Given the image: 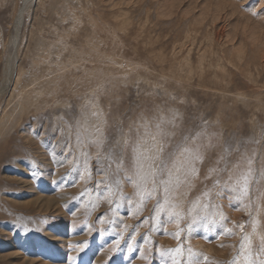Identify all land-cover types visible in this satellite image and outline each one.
Masks as SVG:
<instances>
[{
  "label": "rangeland",
  "instance_id": "374dc122",
  "mask_svg": "<svg viewBox=\"0 0 264 264\" xmlns=\"http://www.w3.org/2000/svg\"><path fill=\"white\" fill-rule=\"evenodd\" d=\"M209 140L198 177L169 201L176 219L125 178L137 144L145 173L162 143L183 178L177 146ZM229 146L230 170L252 160L239 205L216 198L228 172L205 179ZM206 188L200 205H214L216 222L190 227ZM246 234L254 254L264 236V0H0V264H257L241 248Z\"/></svg>",
  "mask_w": 264,
  "mask_h": 264
},
{
  "label": "snow or ice",
  "instance_id": "6c2138e0",
  "mask_svg": "<svg viewBox=\"0 0 264 264\" xmlns=\"http://www.w3.org/2000/svg\"><path fill=\"white\" fill-rule=\"evenodd\" d=\"M157 129H159V125L156 126ZM162 134V130L158 131L157 135ZM203 135V133H197L196 137L193 139H199V137ZM80 138V133H78V140ZM153 141H156V137H152ZM189 138L185 137V140L187 141ZM97 143V146L102 145L101 142H95ZM127 141H125V145L127 147ZM154 148L156 155L155 157H145V159L152 160L153 163H150L148 165L149 172H144V163L141 160V154L139 151V145H135L132 148L133 151V176L135 179H133V176H126L125 178L128 180L129 183H132L134 187L137 189V196L141 200V202L147 201V199H150L153 197V195L157 196V203L153 209V211H159L162 215H166L169 220H173L179 217L180 213L176 211V208L179 207L176 203H169L170 199L174 201L175 199V193L179 192L180 187L185 184L189 183L190 185V179H195L199 175V168L197 167V164H201L204 161V153L202 151V148H212L214 145L211 144V141L209 140V143L207 145H200L195 144L194 146H188V145H178L177 148L181 155L184 156V160L182 161L180 167L183 170V178H181L179 175L174 176L173 174V168L175 167V157L176 152H172L169 154V160L172 162V166L170 167L169 163L163 159H161V156L164 152V145L160 143L158 146L156 143H154ZM114 155V154H113ZM230 155V146L225 148V151L223 154L220 155V157L217 159V164L219 165L221 161H224L225 167L224 168H211L209 169V173L207 176H205V179L211 178L214 174L228 172V178L224 181V183H221L220 179H216L213 184V189L219 188V191L216 192V198L221 197L224 195L225 192H227L230 196V198L237 204L241 201H243L245 198L249 195V184L251 182L252 177V169L251 164L252 160H247L248 168L246 171L241 170L239 172L235 171V169L239 168V164L234 165L233 169L228 168L227 164V156ZM111 159V156L109 157ZM119 163L117 165L118 172L121 170L122 165V154L120 157L117 158ZM159 161V164L155 165V168H153V164L155 161ZM149 176L152 177L151 183L153 185V188L151 191H143L142 185L148 182ZM115 184L117 187H119L120 180H115ZM202 198H212V189H207L203 191L200 195V197H197V199L192 203V207L189 209L190 211L200 213L203 211V215H198L196 217V220L193 221V224L190 225V227L194 226L195 222L198 220H205L210 221L212 223L216 222V217L211 216L207 213V209L211 206V204H203L200 205V200ZM161 200H163V203H161ZM129 203H132L131 199H129ZM219 220L226 223L225 217L221 214L219 215ZM241 229H243V225L240 226ZM225 233L231 234L232 230L228 228H224L222 230ZM253 233H255V226H253ZM179 235V234H178ZM241 248L242 250L249 253V255H255L257 259V264H264V236L260 237V243L258 246V249L256 253L251 252L252 248V240L249 235H245L242 237L241 240ZM177 252L180 251L178 248L176 250ZM246 264H250V261H246Z\"/></svg>",
  "mask_w": 264,
  "mask_h": 264
},
{
  "label": "bare ground",
  "instance_id": "6f19581e",
  "mask_svg": "<svg viewBox=\"0 0 264 264\" xmlns=\"http://www.w3.org/2000/svg\"><path fill=\"white\" fill-rule=\"evenodd\" d=\"M137 82V81H136ZM49 202H47V204H48ZM47 206V205H46ZM61 240V239H60Z\"/></svg>",
  "mask_w": 264,
  "mask_h": 264
}]
</instances>
